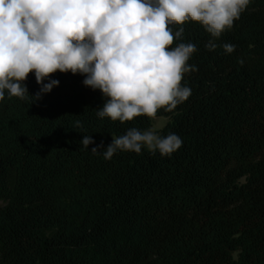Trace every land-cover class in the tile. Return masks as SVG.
<instances>
[{"label": "trees", "instance_id": "1", "mask_svg": "<svg viewBox=\"0 0 264 264\" xmlns=\"http://www.w3.org/2000/svg\"><path fill=\"white\" fill-rule=\"evenodd\" d=\"M179 27L198 71L181 82L188 100L155 117L168 120L161 137L183 140L171 156L92 154L152 118H98L103 95L80 74H52L58 86L33 103L5 94L0 264H264V0H250L214 51L202 25ZM25 83L40 90L34 73Z\"/></svg>", "mask_w": 264, "mask_h": 264}, {"label": "clouds", "instance_id": "2", "mask_svg": "<svg viewBox=\"0 0 264 264\" xmlns=\"http://www.w3.org/2000/svg\"><path fill=\"white\" fill-rule=\"evenodd\" d=\"M250 0H0V101L8 98L42 99L59 81L56 72L84 76L83 85L100 90L104 103L100 119L125 123L158 110L172 112L188 100L192 90L182 85L185 74L198 71L189 64L196 44L182 42L191 21L213 38L205 48L231 30ZM174 41H181L174 47ZM225 53L235 45H222ZM242 63V61H241ZM34 73L40 90L29 94L25 81ZM48 80L47 83L44 81ZM76 126L82 128L80 121ZM84 135V149L94 144ZM183 140L175 133L161 137L151 129L130 128L91 148L110 160L119 151L140 154L142 148L171 156Z\"/></svg>", "mask_w": 264, "mask_h": 264}, {"label": "rangeland", "instance_id": "3", "mask_svg": "<svg viewBox=\"0 0 264 264\" xmlns=\"http://www.w3.org/2000/svg\"><path fill=\"white\" fill-rule=\"evenodd\" d=\"M167 123L168 120L166 118H152V127L150 129L158 134Z\"/></svg>", "mask_w": 264, "mask_h": 264}]
</instances>
